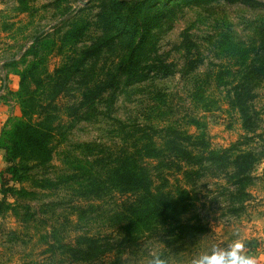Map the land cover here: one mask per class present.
I'll return each mask as SVG.
<instances>
[{
	"label": "rangeland",
	"instance_id": "rangeland-1",
	"mask_svg": "<svg viewBox=\"0 0 264 264\" xmlns=\"http://www.w3.org/2000/svg\"><path fill=\"white\" fill-rule=\"evenodd\" d=\"M109 1L0 0V88L18 113L4 131L22 117L20 73L31 66L38 101L58 116L52 162L22 171L1 211L0 264H149L153 252L167 264H192L233 238L264 264V0H161L171 11L155 19L143 44L121 37L84 61V77L73 76L76 60L105 37ZM76 26L83 35L67 42ZM231 42L247 59L229 51ZM175 132L191 138L181 144L198 164H146L158 168L157 185L179 186L196 201L181 223L129 236L134 196L116 190L107 172L139 160L145 142L164 150ZM211 151L225 152V162L213 165ZM247 153L245 170L236 158ZM88 238L104 253L71 251L86 249Z\"/></svg>",
	"mask_w": 264,
	"mask_h": 264
},
{
	"label": "trees",
	"instance_id": "trees-1",
	"mask_svg": "<svg viewBox=\"0 0 264 264\" xmlns=\"http://www.w3.org/2000/svg\"><path fill=\"white\" fill-rule=\"evenodd\" d=\"M106 0H103V2ZM178 0H176L177 2ZM110 8L104 11L101 15L105 37L95 42L93 46L85 50L79 60H76L77 65L74 66L73 76L77 73L84 77L85 70L83 68L84 61L97 59L104 49L111 47L121 37L129 38L132 45L135 44V39L139 38L143 44L146 37H149V31L153 28L152 24L160 15L171 11L169 4H164L161 0H110ZM162 5L164 8L160 11L153 12L151 6ZM83 28L76 26L71 29L65 39L68 42H76L83 35ZM229 51L233 55H240L247 59V52L244 48L235 45L231 42ZM126 69V70H125ZM123 72L128 71L130 66H126ZM62 73L61 70H56L55 75ZM48 74V73H47ZM256 74V73H255ZM132 76V74H131ZM37 68L30 67L20 73V90L18 98L21 102L22 117L16 119L10 129L3 131L0 136V149L6 151V163L8 166L0 172V195L3 199L0 201V214L3 210L6 200L15 196L16 190L13 186L17 182H21L22 171L26 172L33 167H42L49 165L53 160V142L55 138V119L58 117L49 109L52 107L42 106L38 101L36 90L32 89L31 84H36ZM50 79L53 78L49 74ZM116 85V82H114ZM246 84H241L238 89L244 92ZM251 93V92H250ZM203 97V96H202ZM247 111L242 112L243 118L247 116ZM176 137L166 143V148L160 150L156 143L150 141L143 145L144 155L139 152V160L135 161L131 158L123 159L119 165L108 170L109 180L114 185V188L121 193L131 194L134 200L127 208V216L125 218L124 229L129 236H136L147 231H156V225L165 223L166 221H175L181 223L185 214L189 212L193 203L196 201V196L186 189L177 186L168 188L156 184V179L160 178V173H157L158 168H152L146 164V160H167L182 159L190 165H195L198 158L193 156V152L184 148L181 141L191 140V138H181L179 133L175 132ZM168 155L166 157L165 155ZM224 153L209 152V160L213 165L224 161ZM250 153L237 156V161L240 162L241 168H247ZM228 159L227 161H229ZM160 165L164 163L159 161ZM198 164V163H197ZM196 164V165H197ZM195 165V166H196ZM238 173L243 174L239 168ZM157 173V174H156ZM191 172L185 175L190 177ZM25 194V191L22 190ZM21 192V191H19ZM8 209V206L6 210ZM187 225V224H186ZM184 227V226H183ZM188 230H196L192 226H185ZM86 249L72 248L79 255H101L104 252H99L100 248L97 245V240L88 238L85 241ZM106 253L109 250H106ZM93 253V254H90ZM100 253V254H99Z\"/></svg>",
	"mask_w": 264,
	"mask_h": 264
},
{
	"label": "clouds",
	"instance_id": "clouds-1",
	"mask_svg": "<svg viewBox=\"0 0 264 264\" xmlns=\"http://www.w3.org/2000/svg\"><path fill=\"white\" fill-rule=\"evenodd\" d=\"M149 264H167V261L160 253L153 252ZM192 264H258V257L245 251L242 240L233 238L223 246L214 245L198 252Z\"/></svg>",
	"mask_w": 264,
	"mask_h": 264
},
{
	"label": "crops",
	"instance_id": "crops-1",
	"mask_svg": "<svg viewBox=\"0 0 264 264\" xmlns=\"http://www.w3.org/2000/svg\"><path fill=\"white\" fill-rule=\"evenodd\" d=\"M1 87V86H0ZM5 88H3L4 90ZM15 88L11 89L14 91ZM4 91L0 88V136L3 131L7 128L9 118L16 116L18 113L16 112L15 102L6 101L3 97ZM6 167L5 162V152L0 149V172L3 171Z\"/></svg>",
	"mask_w": 264,
	"mask_h": 264
},
{
	"label": "water",
	"instance_id": "water-1",
	"mask_svg": "<svg viewBox=\"0 0 264 264\" xmlns=\"http://www.w3.org/2000/svg\"><path fill=\"white\" fill-rule=\"evenodd\" d=\"M125 1H128V0H125Z\"/></svg>",
	"mask_w": 264,
	"mask_h": 264
}]
</instances>
